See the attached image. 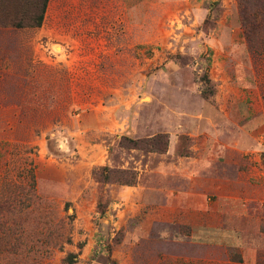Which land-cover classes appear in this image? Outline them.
Wrapping results in <instances>:
<instances>
[{
    "label": "rangeland",
    "instance_id": "374dc122",
    "mask_svg": "<svg viewBox=\"0 0 264 264\" xmlns=\"http://www.w3.org/2000/svg\"><path fill=\"white\" fill-rule=\"evenodd\" d=\"M45 1L0 0V264H264V0Z\"/></svg>",
    "mask_w": 264,
    "mask_h": 264
},
{
    "label": "crops",
    "instance_id": "0c3cea01",
    "mask_svg": "<svg viewBox=\"0 0 264 264\" xmlns=\"http://www.w3.org/2000/svg\"><path fill=\"white\" fill-rule=\"evenodd\" d=\"M199 230L202 231L203 234H199ZM197 233L198 234L196 236H198V237H196V240H199V241H197V242L194 241L197 244H207V243H211L210 241L213 240L214 232L209 230V228L203 227L202 229H198ZM230 236H232V235H230Z\"/></svg>",
    "mask_w": 264,
    "mask_h": 264
},
{
    "label": "trees",
    "instance_id": "16d2710c",
    "mask_svg": "<svg viewBox=\"0 0 264 264\" xmlns=\"http://www.w3.org/2000/svg\"><path fill=\"white\" fill-rule=\"evenodd\" d=\"M47 1L48 0H46L44 3H43V7H42V13L40 14V15H38V17H37V21H36V24L37 25H41L42 24V21H43V13L45 12V10H46V6H47ZM101 175V173H99V172H97V171H95V175ZM134 182V179L132 178V179H124L123 180V183L124 184H131V183H133ZM237 261H239V262H242V258L241 257H239L238 259H237Z\"/></svg>",
    "mask_w": 264,
    "mask_h": 264
}]
</instances>
